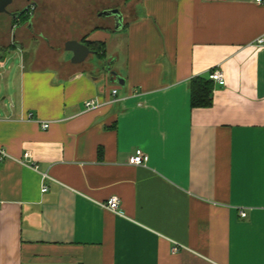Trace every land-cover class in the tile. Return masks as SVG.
<instances>
[{
	"label": "crops",
	"instance_id": "0c3cea01",
	"mask_svg": "<svg viewBox=\"0 0 264 264\" xmlns=\"http://www.w3.org/2000/svg\"><path fill=\"white\" fill-rule=\"evenodd\" d=\"M126 6L62 48L0 45V66L22 57L0 89V264H264V0ZM68 40L104 53L73 63ZM211 69L225 84L193 107Z\"/></svg>",
	"mask_w": 264,
	"mask_h": 264
},
{
	"label": "rangeland",
	"instance_id": "374dc122",
	"mask_svg": "<svg viewBox=\"0 0 264 264\" xmlns=\"http://www.w3.org/2000/svg\"><path fill=\"white\" fill-rule=\"evenodd\" d=\"M130 0H14L7 7L8 12L21 10L28 7L32 18L33 36L27 32L26 22H17L14 25L13 20L8 13H0V45L13 39V35L23 31L26 34L25 42L22 46V52L25 58L29 57L38 45H41V38L44 35L48 38L50 45L58 47L63 46L64 41L70 35L84 32L99 24L96 12L102 11L105 6L119 5L125 11L126 5ZM32 31V30H31ZM24 36V35H23ZM24 38V39H25ZM15 40V38H14ZM43 42V41H42ZM44 43V42H43ZM1 47V46H0ZM21 47V46H20ZM45 48V46L43 47ZM22 57L18 54L10 55L0 66V89H3L7 83L11 85L14 79L18 65L21 63ZM0 94V101L4 95Z\"/></svg>",
	"mask_w": 264,
	"mask_h": 264
},
{
	"label": "built area",
	"instance_id": "2783aa9c",
	"mask_svg": "<svg viewBox=\"0 0 264 264\" xmlns=\"http://www.w3.org/2000/svg\"><path fill=\"white\" fill-rule=\"evenodd\" d=\"M256 1H260V0H256ZM255 44L257 46H261L264 45V36L258 37L255 41ZM209 78L214 81L215 83L219 84V85H224L225 84V80H224V76L222 74V72L218 69H214L209 73ZM116 89L112 90V94H116ZM96 101L91 99L89 101H87L85 103V108L89 109L92 108L94 106H96ZM28 119H32V115L29 114L28 115ZM42 127L43 128H47L48 127V122H44L42 123ZM6 157H8V154L4 151V149L0 148V161L5 159ZM148 161V155L145 154L141 149H136L128 158V163L131 165H136V166H140V165H145ZM22 163L24 164H28L32 167H36L35 165H33V163L30 162V153L29 152H25L23 155V161ZM46 177V175L44 174L42 176V179H44ZM42 191H46L47 190V186L45 184H42ZM104 206L113 211V212H118L119 209V199L116 196L110 197L106 203L104 204ZM241 216L245 217L246 216V212L242 211L241 212ZM176 248H174L175 250Z\"/></svg>",
	"mask_w": 264,
	"mask_h": 264
},
{
	"label": "trees",
	"instance_id": "16d2710c",
	"mask_svg": "<svg viewBox=\"0 0 264 264\" xmlns=\"http://www.w3.org/2000/svg\"><path fill=\"white\" fill-rule=\"evenodd\" d=\"M30 9H27L21 12L18 16V19L13 20L14 25L17 22H26L30 20L29 13ZM88 47L92 49L95 53L103 55V45L96 42H86ZM1 48V47H0ZM214 70L211 69L209 73ZM209 73L207 76H196L193 77L190 81V90H191V103L193 107H208L211 104L212 100V91H213V81L209 78Z\"/></svg>",
	"mask_w": 264,
	"mask_h": 264
},
{
	"label": "water",
	"instance_id": "95a60500",
	"mask_svg": "<svg viewBox=\"0 0 264 264\" xmlns=\"http://www.w3.org/2000/svg\"><path fill=\"white\" fill-rule=\"evenodd\" d=\"M14 0H0V13H7V7L12 4ZM101 15H105V16H112L115 20V26L116 28L121 27V22H122V17H121V12L118 9H107V10H103L101 13ZM65 49L68 51L72 52V58L71 61L73 63H79L81 61H83L87 55L92 52V50H90V48L81 43L78 40H68L65 42ZM113 75H115L114 72H112Z\"/></svg>",
	"mask_w": 264,
	"mask_h": 264
},
{
	"label": "flooded vegetation",
	"instance_id": "af4514ba",
	"mask_svg": "<svg viewBox=\"0 0 264 264\" xmlns=\"http://www.w3.org/2000/svg\"><path fill=\"white\" fill-rule=\"evenodd\" d=\"M27 9H29L28 7H24V8H22L21 10H14V11H9L8 13L10 14V17H11V19L12 20H16V19H18V16H19V14L21 13V12H23V11H25V10H27ZM7 13V14H8Z\"/></svg>",
	"mask_w": 264,
	"mask_h": 264
}]
</instances>
